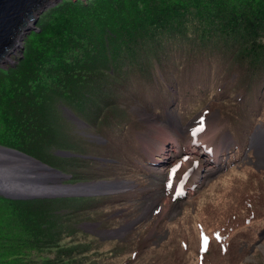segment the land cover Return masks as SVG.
<instances>
[{
	"label": "trees",
	"instance_id": "trees-1",
	"mask_svg": "<svg viewBox=\"0 0 264 264\" xmlns=\"http://www.w3.org/2000/svg\"><path fill=\"white\" fill-rule=\"evenodd\" d=\"M70 2L74 5L63 14L59 13L48 27L42 26V30L38 28L39 31L36 32L41 36L40 40L48 38L47 43L40 45V48L28 50L18 68L20 71H17L16 77L8 85L7 94L12 98L8 102L14 106L18 101V105L13 107L16 114L9 115L5 120L2 117L4 129L12 130L19 141L8 140L4 145L13 146L43 162L49 141H58L61 130H67L54 125L53 109L58 114L60 104L56 99L59 94L56 97L54 95L65 86L64 90L69 95L63 96V102L74 93H79L84 95L76 103L80 107L85 102H93V98L88 97V89L93 88L108 96L103 92L104 85L114 77L107 69H113L121 75L128 85V81H132L136 85L139 99L141 97L152 105H172L179 100L177 91L184 93L185 87L179 81L174 82L166 76L165 65L170 63L174 66L178 60L184 61L182 71H185L189 84L197 89H204L207 94L214 87L215 74L211 70L215 50L221 49L223 52L229 50L232 54L228 64L224 66L226 73H236L240 77L233 91H244L239 100L252 106L255 117L261 114L264 116V0ZM61 4L62 1H59L57 7ZM31 44L29 39L27 46ZM121 59L127 60L128 69L119 64L125 63ZM153 68H156L160 76L147 80L146 76ZM204 77H208V80L205 81ZM80 80L97 81L104 88L96 83L75 84ZM129 88L132 89V86ZM252 88L255 90L254 97L248 94ZM112 111L118 115L116 111ZM96 118L107 120L108 115L104 112L97 114ZM56 121L63 125L66 123L59 114ZM239 127L240 125L236 129ZM97 129H100L108 142L120 150L118 152L122 157V152L124 153L128 161L129 156L119 146V142L127 141V138L124 135H114L107 126ZM124 132L126 130L122 131ZM238 138L240 141L231 149L228 170L224 174L237 167L233 166L234 163L247 148L246 138L242 135ZM128 144L131 146L130 141ZM132 148L137 150L135 142L132 143ZM65 151L77 154L64 158L70 161L67 166L78 170V175L73 174L70 177L69 180L72 181L104 178L110 174L106 170L97 171L95 177L80 173L79 170L84 168L76 166L77 163L100 161L105 165L110 164L109 169L120 166L108 156L78 153L70 148ZM44 162L53 166L52 162ZM134 164L138 167L136 161ZM241 167L249 168L244 170L245 178L234 180L221 190L215 201L197 207L195 213L191 212L195 228L182 233L179 242L174 241L172 245H168L171 248L167 254L157 251L155 256L152 255L153 260L157 259L162 264H264L263 249L254 245L260 236L256 231L259 221L264 220V171L262 174L249 165ZM95 198L98 197L33 199L43 200L39 202L49 205L35 214L14 210L6 217L0 213V237L5 242H12L3 246L7 249L4 256L9 255L3 264L95 263L96 260L90 253L91 248L86 243L73 244L71 248L65 249L63 256L55 263L50 257L43 255H37L32 260L29 253L22 252L19 248L33 241L42 247V243L48 244L57 240L52 226L55 217H59L61 224H69V230L75 235L80 231V220L75 217L73 223H70L68 219L86 209ZM60 202L68 203L69 208L59 211L58 215L53 213L57 209L52 207ZM211 215L214 216L213 220L209 219ZM15 219L19 232L17 237L16 230L8 231V226H12ZM83 221L82 219L81 222ZM43 229H47V234H44L46 239L42 234ZM64 235L59 228L58 236L62 239ZM204 237H207L206 245ZM143 242L144 238L140 237L135 240L134 247L127 243H121L120 247L126 248L131 261H136L144 254ZM261 242L264 245V239ZM117 249L118 247L114 248ZM248 257L251 261L246 260Z\"/></svg>",
	"mask_w": 264,
	"mask_h": 264
},
{
	"label": "rangeland",
	"instance_id": "rangeland-1",
	"mask_svg": "<svg viewBox=\"0 0 264 264\" xmlns=\"http://www.w3.org/2000/svg\"><path fill=\"white\" fill-rule=\"evenodd\" d=\"M60 1L62 4L59 7L58 3L53 4L40 15L37 28L42 30V26L48 27L59 13L63 14L74 5L71 0ZM29 39L32 44L27 46ZM40 39L41 36L36 31L29 32L23 44V51L20 52V49L16 51L11 57V63L0 68V145L6 146L4 143L8 140L19 141L12 130L4 129L2 117L5 120L9 115L16 114L13 107L16 108L18 105V101L14 106L8 102L12 99L7 94L8 85L16 77L17 71H20L18 68L28 50L40 48V45H45L48 41V38ZM215 52L211 70L212 74H215L214 87L207 94L204 89H197L189 84L185 71H182L184 61L178 60L174 66L170 63L165 65L166 76L174 82L179 81L185 87L184 93L177 91L176 94L180 95L179 100L174 101L172 105L164 102L162 106L157 103L152 105L141 97L139 99L136 85L132 81H128V85L113 69H107L114 78L104 85L103 90L108 96L96 92L93 88L88 89V97L93 98V102H85L81 107L76 103L84 95L74 93L63 102V96L69 95V92L64 90L65 86L60 88L54 96L59 94L56 97L60 102L58 114L66 123L63 125L56 121L58 114L53 109L54 125L67 130H61L58 141H49L46 153L44 152L46 156H43V160L52 162L53 166L43 162L72 178L73 174L78 175V170L67 166L70 161L64 160L65 156L60 155L58 151L70 148L78 153L108 156L120 166L116 165L109 169L110 164L105 165L96 160L95 163H77L76 166L84 168L79 170L80 173L94 177L99 170L110 173L107 177L90 178L87 181L116 180L122 183L113 188L112 193L96 196L98 198L92 199L86 209L70 216L68 219L70 223H73L75 217L80 220V231H76L75 235L69 230V224H61L59 217H55L52 226L57 240L53 243H42V247L35 241L27 243L19 247L22 252L29 253L32 260L37 255H43L50 257L55 263L63 256L62 252L65 249L71 248L73 244L86 243L96 260L93 264H162L157 259L153 260L152 255L155 256L157 251H164V254H167L171 248H168V245H172L174 241L179 242L182 233L193 230L195 227L191 212L195 213L197 207L215 201L221 190L234 180L245 178L244 170L249 168L241 167L242 165L252 166L263 174L264 116L261 114L255 117L252 106L239 100L244 91L241 93L233 91L240 77L236 73H226L224 67L231 59V51L223 52L221 49ZM122 60L125 63L119 64L128 69L127 60ZM156 76L160 75L156 68H153L146 79ZM204 80L207 81L208 77H204ZM80 82L96 83L104 88L97 81L80 80L75 84ZM129 86H132V89ZM248 94L254 97V88L249 89ZM4 96L7 98L4 99ZM104 112L108 115L107 120L96 118L97 114ZM238 125L240 127L236 129ZM103 126H107L114 135H124L127 138V141L119 142V146L129 156L128 161L124 153L122 152V157L118 152L120 150L108 142L100 129H97ZM125 130L126 132L122 133ZM239 135L246 138L247 148L234 163L233 166L237 167L224 174L228 170L231 149L233 150L234 144L240 141ZM196 139L206 140L199 144V150L189 147ZM128 141L131 142V146ZM133 142L137 150L132 148ZM216 156L219 157L217 163L212 161ZM156 157H163V161L156 163ZM135 161L138 167L135 166ZM60 181L65 184L86 182L66 179ZM3 198H0V213L6 217L14 210L35 214L49 205L39 202L43 200ZM52 208L57 209L53 213L59 215V211H66L69 204L60 202L54 204ZM209 219L213 220L214 216L211 215ZM59 228L65 233L62 239L58 236ZM11 230H16V237L19 236L17 219L12 226H8V231ZM256 231L264 239V220L259 221ZM42 234H47V229H43ZM140 237L144 238V254L138 260L131 261L126 248H121L120 244H132L134 247L135 240ZM11 243L3 241L0 237V264L9 258V255L4 256L7 249L3 246ZM115 247L118 249L114 250ZM256 247L260 248L258 245ZM87 263L84 261L82 264Z\"/></svg>",
	"mask_w": 264,
	"mask_h": 264
},
{
	"label": "water",
	"instance_id": "water-1",
	"mask_svg": "<svg viewBox=\"0 0 264 264\" xmlns=\"http://www.w3.org/2000/svg\"><path fill=\"white\" fill-rule=\"evenodd\" d=\"M60 0H0V68L11 63L31 31H39L40 15ZM52 2V3H50ZM62 156H75L58 151ZM29 175H33L28 178ZM70 176L18 149L0 145V196L16 200L92 197L113 192L116 180H100L65 184L60 180ZM11 183V186L8 184ZM122 183V182H120ZM24 185L32 190L25 191ZM262 236L256 245L261 247Z\"/></svg>",
	"mask_w": 264,
	"mask_h": 264
},
{
	"label": "bare ground",
	"instance_id": "bare-ground-1",
	"mask_svg": "<svg viewBox=\"0 0 264 264\" xmlns=\"http://www.w3.org/2000/svg\"><path fill=\"white\" fill-rule=\"evenodd\" d=\"M50 3H52V2H50ZM257 137H258V135H257ZM256 137V138H257ZM260 138H262V137H260ZM262 139H260V141H261ZM167 141V140H166ZM168 142H171L172 143V141H168ZM201 142L203 143V142H206V140H203V139H196V140H194L193 142H191L190 143V145H189V147L191 148L192 147V149H198L199 150V144H201ZM227 142L229 143V140H227ZM162 148V147H161ZM221 148H223L222 146H221ZM166 149V148H165ZM161 150V149H160ZM167 150V149H166ZM263 151V153H264V150H262ZM158 152V151H157ZM166 152V151H165ZM158 154H159V152H158ZM157 154V155H158ZM214 155H216V152L214 153ZM218 156H216L215 158H213L212 159V161L213 162H215V163H217L218 162ZM156 159H157V161H156V163H161L162 161H163V157H156ZM209 163V162H208ZM31 176H33V175H29L28 176V178H30ZM11 183H9L8 184V186H11L10 185ZM121 183L119 182V183H114V184H112L111 185V188H117L119 185H120ZM24 187H25V191H31L32 189L28 186V185H24Z\"/></svg>",
	"mask_w": 264,
	"mask_h": 264
},
{
	"label": "snow or ice",
	"instance_id": "snow-or-ice-1",
	"mask_svg": "<svg viewBox=\"0 0 264 264\" xmlns=\"http://www.w3.org/2000/svg\"><path fill=\"white\" fill-rule=\"evenodd\" d=\"M204 241H205V245H206L207 244V237H204ZM205 250H207L206 247H205Z\"/></svg>",
	"mask_w": 264,
	"mask_h": 264
},
{
	"label": "clouds",
	"instance_id": "clouds-1",
	"mask_svg": "<svg viewBox=\"0 0 264 264\" xmlns=\"http://www.w3.org/2000/svg\"><path fill=\"white\" fill-rule=\"evenodd\" d=\"M254 250V249H253ZM252 253V252H251Z\"/></svg>",
	"mask_w": 264,
	"mask_h": 264
}]
</instances>
